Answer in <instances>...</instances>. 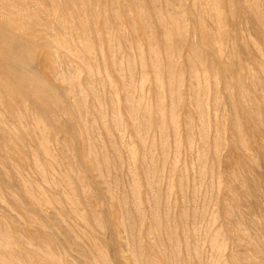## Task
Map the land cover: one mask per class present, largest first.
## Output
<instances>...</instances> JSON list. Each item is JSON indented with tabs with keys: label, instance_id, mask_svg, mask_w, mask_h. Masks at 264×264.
<instances>
[{
	"label": "rangeland",
	"instance_id": "rangeland-1",
	"mask_svg": "<svg viewBox=\"0 0 264 264\" xmlns=\"http://www.w3.org/2000/svg\"><path fill=\"white\" fill-rule=\"evenodd\" d=\"M0 264H264V0H0Z\"/></svg>",
	"mask_w": 264,
	"mask_h": 264
}]
</instances>
